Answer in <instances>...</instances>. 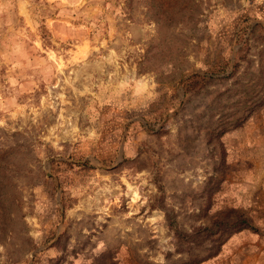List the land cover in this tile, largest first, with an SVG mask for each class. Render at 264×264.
I'll return each mask as SVG.
<instances>
[{
    "label": "rangeland",
    "instance_id": "1",
    "mask_svg": "<svg viewBox=\"0 0 264 264\" xmlns=\"http://www.w3.org/2000/svg\"><path fill=\"white\" fill-rule=\"evenodd\" d=\"M0 264H264V0H0Z\"/></svg>",
    "mask_w": 264,
    "mask_h": 264
}]
</instances>
